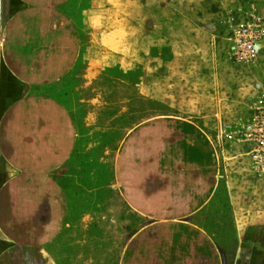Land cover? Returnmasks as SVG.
I'll return each instance as SVG.
<instances>
[{
	"label": "rangeland",
	"instance_id": "obj_1",
	"mask_svg": "<svg viewBox=\"0 0 264 264\" xmlns=\"http://www.w3.org/2000/svg\"><path fill=\"white\" fill-rule=\"evenodd\" d=\"M8 4L0 0V34ZM68 11L83 56L47 90L79 130L59 175L74 218L49 249L57 264H118L144 221L114 188L115 151L132 128L159 118L199 123L217 148L220 186L195 222L226 264L264 255V0H75ZM2 72L0 62V115L20 93Z\"/></svg>",
	"mask_w": 264,
	"mask_h": 264
},
{
	"label": "crops",
	"instance_id": "obj_2",
	"mask_svg": "<svg viewBox=\"0 0 264 264\" xmlns=\"http://www.w3.org/2000/svg\"><path fill=\"white\" fill-rule=\"evenodd\" d=\"M8 1L2 79L20 93L0 115L7 172L0 178V264H57L49 249L74 218L59 175L73 159L79 130L47 90L77 68L83 42L68 11L75 0ZM220 166L214 143L192 120L151 119L127 132L115 151L114 188L144 223L125 239L118 264H226L217 242L195 222L215 199ZM233 264H264V255L238 254Z\"/></svg>",
	"mask_w": 264,
	"mask_h": 264
},
{
	"label": "trees",
	"instance_id": "obj_3",
	"mask_svg": "<svg viewBox=\"0 0 264 264\" xmlns=\"http://www.w3.org/2000/svg\"><path fill=\"white\" fill-rule=\"evenodd\" d=\"M66 189V188H65Z\"/></svg>",
	"mask_w": 264,
	"mask_h": 264
}]
</instances>
